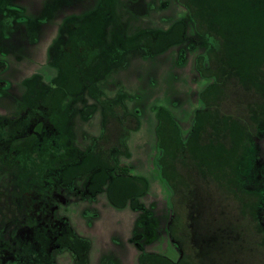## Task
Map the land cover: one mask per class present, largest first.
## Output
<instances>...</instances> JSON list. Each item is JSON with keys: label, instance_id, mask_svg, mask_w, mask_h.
<instances>
[{"label": "rangeland", "instance_id": "374dc122", "mask_svg": "<svg viewBox=\"0 0 264 264\" xmlns=\"http://www.w3.org/2000/svg\"><path fill=\"white\" fill-rule=\"evenodd\" d=\"M198 3L202 5L203 17L221 37L222 51L229 60L247 57L254 60L259 54L264 58V0H198ZM70 12L85 17L84 24L81 21L75 25L73 35L79 32L90 35L95 45L92 60L96 65L101 61L100 72L105 70V75L109 63L103 44L108 40L105 38L109 30L113 31L115 16L125 25L120 32L125 39L141 33L155 36L158 30H170L183 19L175 24L178 32L175 34L181 42L155 56H149L144 48L130 49L112 61V70L103 77L101 91L110 99L122 97L126 111L137 117V127L128 131L124 142L126 154L117 156V162L126 164L133 177L116 176L95 157L93 169L88 173L70 176L62 183L52 174V184L47 185L41 197L27 201L10 215L8 197L0 195V203L3 201L0 264H77L76 254L79 264H137L141 251L157 253L175 262L180 251L168 231L173 189L162 178L160 145L168 148L164 134L168 136L172 124L178 126L176 133L182 140L189 136L195 111L203 108L199 94L215 81L203 78L197 64L202 57L203 65H208L207 48L211 41L216 47L217 41L196 31L188 10L178 0H116L114 5L109 0H0V115L12 114L23 106L25 80L33 75H40L44 82L51 80L56 70L46 61V52L62 15ZM75 36L71 48L76 43ZM159 43L162 45L163 41ZM63 55L66 57L67 52ZM91 104L97 109L90 116L83 118L76 112L79 117L75 115L72 124L56 123L63 133L74 135L73 144L69 145L74 158L89 154L103 131L99 106L91 97L78 102L74 109ZM237 114L246 116L243 111ZM251 132L252 137L256 136V148L243 179L249 189L251 216L258 218L264 233V126ZM103 142L107 144L108 140ZM32 153V159L27 156L28 162L35 167L38 160L34 159L33 150ZM0 172L10 170L0 166ZM6 176L0 174V192H5ZM45 202H52L53 207L45 208L48 213L45 219L50 221L44 230L45 219L37 217L40 212L36 213L34 206ZM225 204L232 213L238 205L233 200ZM22 224L31 230L29 236L25 233L20 236L19 229L25 228ZM64 225L70 231L63 232ZM69 232L76 240H70ZM256 238L259 244L260 237ZM64 241L72 244L75 252L63 246ZM237 258L239 264H264V246L241 252Z\"/></svg>", "mask_w": 264, "mask_h": 264}, {"label": "trees", "instance_id": "16d2710c", "mask_svg": "<svg viewBox=\"0 0 264 264\" xmlns=\"http://www.w3.org/2000/svg\"><path fill=\"white\" fill-rule=\"evenodd\" d=\"M109 1L112 5L116 2ZM178 1L188 10V18L196 31L217 41L216 47L211 41L207 48L208 65H203L202 57L197 64L203 78H214L215 81L199 94L203 108L195 111L186 140L176 133V124L167 129L168 136L161 134V137L164 134L168 148L165 149V144L160 145L159 166L162 178L173 189V214L168 231L180 256L174 262L163 255L141 251L137 264H239L237 254L264 246V233L258 218L251 216L249 189L243 179L250 165V155L256 148V136L252 137L251 130L264 126V58L259 54L254 60L252 57L229 60L228 54L222 51L221 37L203 17L198 0ZM64 15L46 52V61L56 70L53 77L47 82L40 75L25 80L23 106H18L12 114L0 115V166L12 165L7 167L9 173L0 172L1 176L7 175L5 192L2 190L0 195L8 197L9 215L27 201L41 197L47 185L52 184V174L62 183L70 176L88 173L93 169L91 163L95 157L103 162L105 170L116 176L133 177L126 164L117 162V156L126 154L124 142L128 131L137 127V117L126 111L122 97L110 99L101 91L103 77L112 70V61L130 49L144 48L149 56H155L181 42L175 34V24L183 19L175 22L170 30H158L155 36L141 33L138 37L125 39L120 34L125 25L115 16L113 31L109 30L105 38L108 40L103 44L109 63L105 75V70L100 72L101 61L96 65L92 60L95 45L90 35L87 32L73 35V28L81 21L84 24L85 17L71 12ZM171 34L173 39H170ZM74 36L76 43L71 48ZM159 40L163 41L162 45ZM65 52L67 56L63 58ZM119 66L115 65V68ZM88 96L99 106L103 131L89 154L74 158L69 146L73 144L74 135L63 133L56 123L72 124L76 112L83 118L95 112L94 104L74 109ZM242 111L246 116L239 117L237 113ZM32 150L34 159L38 160L35 167L27 157L31 156ZM67 157L69 160H65ZM228 200L238 204L234 213L226 207ZM61 228L63 232L65 229L70 231L65 225ZM177 230L182 237L177 235ZM68 235L72 241L76 237L72 232ZM256 236L260 237L259 244H256ZM66 242L63 246L75 252L72 244ZM76 259L79 264L77 254Z\"/></svg>", "mask_w": 264, "mask_h": 264}, {"label": "flooded vegetation", "instance_id": "af4514ba", "mask_svg": "<svg viewBox=\"0 0 264 264\" xmlns=\"http://www.w3.org/2000/svg\"><path fill=\"white\" fill-rule=\"evenodd\" d=\"M11 165V164H10ZM8 167V166H7ZM9 167H12V165L11 166H9ZM8 167V168H9ZM13 170V169H12ZM47 206L48 207H53V205H52V202H51V204H48L47 202H45V203H40V205L37 207L36 205L34 206V209L36 210V213H38V212H40V213H38V216L37 217H40V216H43L44 217V219H45V217L46 216H48V213L47 212H45V208H47ZM44 207V208H43ZM40 210V211H39ZM46 215V216H45ZM39 221H40V219H38ZM50 221V219H45V220H42V223H43V229L45 230V227L47 226V222H49ZM54 222H55V220H54ZM56 223V222H55ZM41 224V223H40ZM23 225V224H22ZM23 226H25V228H20L19 230H20V232L19 233H21L20 234V236H22V234L23 233H25L24 235H27V236H29L30 235V233H31V230L29 229V228H27V225L26 224H24ZM58 237H60V234L56 237V243H57V245L59 244L58 243V241H57V238ZM12 243H13V241H12Z\"/></svg>", "mask_w": 264, "mask_h": 264}]
</instances>
